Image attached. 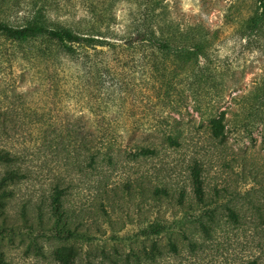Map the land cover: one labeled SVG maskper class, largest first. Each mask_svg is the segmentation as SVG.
<instances>
[{
    "label": "rangeland",
    "instance_id": "1",
    "mask_svg": "<svg viewBox=\"0 0 264 264\" xmlns=\"http://www.w3.org/2000/svg\"><path fill=\"white\" fill-rule=\"evenodd\" d=\"M0 20L108 40L68 53L0 33V150L14 157L0 175L23 173L6 260L264 264V0H0ZM154 35L196 53L182 63ZM57 187L73 237L53 228ZM65 245L76 263L56 254Z\"/></svg>",
    "mask_w": 264,
    "mask_h": 264
},
{
    "label": "trees",
    "instance_id": "2",
    "mask_svg": "<svg viewBox=\"0 0 264 264\" xmlns=\"http://www.w3.org/2000/svg\"><path fill=\"white\" fill-rule=\"evenodd\" d=\"M260 17L256 19L258 22ZM0 33H5L14 39H29L31 37L44 36L48 40L55 41L64 47L66 52H72L75 50L74 45L77 44H92V45H106L108 40L96 36H87L76 32L74 29L67 26L51 27L45 22L38 21L30 23L26 26H13L5 21L0 20ZM155 45L157 50L170 52L175 55L178 61L185 63L188 61L190 54L196 53L188 45H181L179 43H173L168 39L158 38L154 35ZM4 119L3 114H0V121ZM213 134L215 136H221L224 139L227 136L225 128L219 127L217 121L213 120ZM169 140L173 143H179L177 138L173 135L169 136ZM141 153L154 152L149 147L139 144ZM93 156V155H92ZM0 160L11 161L14 157L10 156L8 151L3 152L0 150ZM23 177V173L15 168L6 170L4 174L0 175V238L5 236L12 228L8 224V206L12 195L14 194L12 184L17 183ZM192 179L194 185V192L199 200H203L205 197L204 180L202 178V167L196 163L192 167ZM66 190L64 188L57 187L52 194L51 210L54 217L53 228L56 227V233L59 236L73 237L77 234V228H72L69 225L68 216L66 214L64 195ZM234 215L235 213L232 212ZM200 224L206 232H210L211 227L208 226L203 220H200ZM171 245L176 248V243L172 242ZM199 246L197 240L191 241V247L196 249ZM56 254L64 258L66 261L76 263L78 252L73 246H62L56 250ZM0 264H12L3 257V251L0 249ZM253 264H256L255 262Z\"/></svg>",
    "mask_w": 264,
    "mask_h": 264
}]
</instances>
